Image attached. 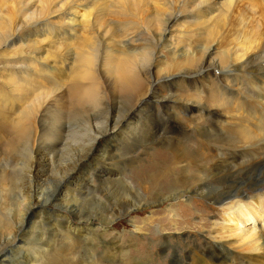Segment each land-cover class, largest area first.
I'll use <instances>...</instances> for the list:
<instances>
[{
	"label": "bare ground",
	"instance_id": "bare-ground-1",
	"mask_svg": "<svg viewBox=\"0 0 264 264\" xmlns=\"http://www.w3.org/2000/svg\"><path fill=\"white\" fill-rule=\"evenodd\" d=\"M1 1L6 2V0ZM9 1L12 3V8L16 15L11 22H8V20L2 18L4 15L0 10V20H3L6 24V34L2 33L3 35L0 37V56L3 55V50L8 49L14 45L16 41L23 38L19 35L25 31L23 29H26L25 27H27V25L30 26L26 31L34 27L36 28L35 35L38 36L37 33L45 22L47 23L46 27L51 25L54 32L49 31L51 28L47 29L48 35H44V37L41 38L44 41L47 40L48 37H53V34L55 37L57 36V39L65 37L71 40L77 37L79 31L85 30L91 33V37L95 41V44H93L90 49L94 54L95 52L97 54L95 60L93 58L94 61L101 58L100 50L108 47V42L112 40V38L114 39V34L118 32L121 33V35L118 33V37L121 36V39L119 38L120 40L116 43L118 46H116L118 48L117 52L131 57L134 61L132 65L135 67V70L139 68V64L141 63V61L136 58L137 54H139L137 52L138 49H143L145 48L144 46L148 47L150 42L156 41L157 44H163L164 48L172 55L173 59L189 54L188 50V52H186L183 48L177 49L175 46L176 44L172 45L171 43L174 36L173 31L176 30L180 24L193 21V24L196 22L194 24L196 27L206 24L204 28L207 27L209 30L210 28L213 29L214 25H217V29L215 26L216 32H212V29L210 30L211 37L209 40L204 39L205 42L201 46L202 48L199 49L200 54H198V58L195 59L196 61L194 60L195 63L191 65L193 66L191 70H184V67H178L183 69L178 71L167 69L162 74L156 73V77L153 76V79H150L148 74L142 72L141 69L137 74L129 75L125 70L119 68L118 75L124 82L123 90L125 91V94L121 95L123 98L121 102L115 100L107 104L106 97L104 98L101 91L99 79L95 80L94 77H87L86 72H90L87 68L72 66L73 52L68 53L71 57V62H67L64 59H54V69L59 71H55L59 78L60 76H66L68 74L67 72L71 71L67 75V78L73 81L74 84L70 85L72 82L69 84V92L79 91L82 94L81 97L87 99L89 96H93L95 100L94 103L97 101L95 105L98 109L82 117L81 119L83 122H72V120L65 122L67 123L66 127L76 128V132H80L83 137L85 136L83 139L81 138L83 141L82 145L79 144L78 140L80 139L77 138L75 140L73 139L74 142H71L74 143L75 149H78L77 151H80L81 155L77 157L69 170H66L62 175L60 174L61 176L56 180L53 191L45 194V200L41 203L37 199L31 201L30 199L32 198L27 196L28 190L24 193L20 192L22 194L20 199L21 203L19 202L20 207H18L19 209L17 211L20 218V228H24L22 226L24 223L33 224V226H29L30 230H26L27 233L25 232L27 235H31L32 241L27 243L24 242L23 245L25 246L21 248V250H27L29 258L26 259V264H36L37 261L40 260V253L47 249H50V253L52 252V259L54 260L61 257V254L71 251L70 248H73V246L82 248V256L85 255L86 257L93 254V258H89L88 256L89 262H86L87 264H113L116 261L122 262L121 264H147L153 261L150 257L144 258V261H141L134 255L127 256L128 253L126 255L123 253V255H119L121 258H117L116 254H113L111 250L106 248L109 243L104 239H102L101 242L103 244L91 241V238H89V235H91L90 233L95 235H98V233L90 230V226L88 227V225H86L92 218L98 222H102L101 226H108L117 218L129 215L128 209L121 208L119 203H111L112 196L110 195L113 193L111 189H113L115 183L120 179L117 180V178H112L109 175L110 167H106L108 172L104 173V176L101 178V182L110 187L101 190V188L99 189L96 187L97 185H83L80 182V178L86 182V180H90L93 177L86 171V168L92 165L94 166L93 161L97 159L100 160L99 162H105V156L107 154L109 156L110 165H123L122 161H124V159L121 158L125 155V152L120 153L117 150V153L106 149L103 150V147L108 146L107 143L112 138V132H114L125 119H127V122L125 121L126 123L121 125L118 128L119 132H117L119 139L123 141L125 145L128 142L145 145L150 144L153 140H159L162 145L171 148L170 154H167V152L164 153L159 149L156 150V152L162 156V159L158 160L160 166L162 165L171 169L172 172L178 175L177 178H180L179 185L170 183L169 186H165L167 187V195H169L167 200H175L182 196L188 197V195L190 196V194H192L194 196L198 195V197H206L214 203H220L226 200L231 202V204H228L226 207L221 206L220 218H222V221H214L211 223L212 226L207 232L210 238H207L208 241L205 238L195 239L193 234H190L191 232L189 231V234L184 232L182 235L188 234V241H184L182 237L172 241L170 240L171 238H169V240L166 238H163L164 240L161 239L162 242L160 243V247L163 252H165V259H168V263L264 264V210H260L263 216L259 223H262V225L258 226L257 223L258 229L256 231L255 229L254 231H244L242 227H239V225L243 223L242 217L244 214L253 215V212L256 214V209L254 210V208L264 206V195L263 192H261V190L264 189V0H225L226 4L222 13L220 12L221 14L218 15V17L215 16L213 19L209 20L208 16L212 15L214 10L213 7L217 5L216 1L218 0H160V3L165 7L163 15L167 16L162 26L154 24L155 28L149 30L148 28L136 27L131 22H127L117 25L116 31H113V23L111 21L107 20L106 25H101V20H98V17L110 13L111 11L109 9L113 6L108 4V6L96 7V4H98L97 0H48L44 2L42 0H34L35 2H33V0ZM61 1L63 2L56 8V5ZM107 1L109 3L111 0ZM142 5H144L142 9L144 10L146 6L150 8L153 2L151 0H145ZM92 6H95L96 9H94V13L89 14V16H75L77 8ZM33 7L35 11L30 13L29 10ZM47 12L48 14L45 15ZM69 12L74 15L67 16L66 14ZM133 15L135 16V13ZM52 22L57 24V26L53 25ZM197 29H199V27L196 28V30ZM149 31H151V33H149ZM32 36L33 35H30L27 39L23 38L27 40L26 45H35L37 41H39H36V36L34 38H32ZM115 41L116 39L113 42ZM57 48L56 51L58 52L63 50L61 46ZM111 51L113 50L110 49V54L112 53ZM158 53L159 52L156 51V46H154L149 53H146L145 56H141L143 60H146V63L143 61L144 64H147L146 69H149L150 65L153 63L150 56L157 55ZM214 53L218 55L216 58L211 59L210 57ZM146 56L149 57L147 58ZM93 60L91 63H93ZM89 61L87 62L88 66L90 63ZM158 63L160 62L158 61ZM8 64H11V62L0 60L1 66H7ZM157 64H155L154 67L157 66ZM46 67L49 66L46 65ZM94 68L96 69V67ZM201 70H204V72L202 73ZM196 72H198V75H196ZM77 73L83 74L79 75ZM44 74L45 73H43V75ZM144 75L146 76L143 77ZM233 75L237 76L238 81L232 80L234 79ZM160 77H163L164 81L160 82L157 80ZM61 79L59 80L60 82ZM192 80L194 81L191 83ZM199 82L205 83L203 87L204 90L200 89L198 85ZM186 84H193L195 88L194 92L185 95L173 88L177 86L178 89H182ZM43 86L44 88H42ZM43 86H37V88H42V90H40V93L37 95L32 94V97L29 95L30 100L21 97L19 100L21 103L19 105V110L13 109L14 111L10 112V110L8 111L0 106V118L2 122L5 123V121H9L10 117L16 113L15 111H19L20 116L17 118L16 123L18 121V123H20L21 119L28 118L33 112L36 113V111H39L41 102L44 104V107L41 106L42 111L46 114L48 111L45 110L49 108L55 99H59L56 95L59 93L57 91L62 87L60 85L58 86L61 88L57 85L58 88H51L50 86V88H45L46 86ZM51 86H53V84ZM233 87L237 89V94L235 95H233L234 92L230 90ZM238 89H240L239 92ZM239 93H241L242 96H239ZM26 96L28 97V95ZM235 96L238 97L235 99L239 105L238 107L241 106L243 110V114L241 116L239 115L242 119L241 123L224 121V119H221L220 113L218 114L213 112L215 110H211L215 107L216 103L213 108L205 104L207 97H210L213 102L218 101L217 105L219 106L222 103L226 104L228 100L230 102V99ZM240 97H243V100H240ZM181 99L189 101L184 111H181L183 106L178 104L182 101ZM10 100L13 101V98ZM35 106H38V108L33 111ZM121 109L122 114L119 113ZM178 109H180V111H178ZM102 110H104V119L102 120L103 126L100 123L102 127L99 129V127L94 126V122L99 120L100 111ZM42 111L40 112L42 113ZM189 113H191L192 117L187 115ZM18 126L19 125L16 127ZM89 126L92 128L91 131L93 130V132H90L92 135L86 138V135L89 133ZM62 127H64L63 124ZM62 127L61 129L64 130ZM70 129L68 131H70ZM63 130H61V132ZM72 131L73 130L70 132ZM62 134L64 135V133ZM32 136L30 138L32 142H29V152L31 155L27 156L30 158L28 164H25L28 165L29 168L28 172L26 171L27 175H24L27 178V186H25L27 188H30V183L33 182L31 179L32 169L36 170V168H38L45 176L44 181L50 179L51 176L54 175V165H56V158H58L56 157L57 152L59 151V145H61L64 140V137L60 136L57 139L52 138L50 143H47L44 138L40 137V133H34ZM72 137H74V135ZM236 137H239L238 139L240 142L232 145L230 142H233ZM71 145L74 146L73 144H70V146ZM48 148L49 150H47ZM93 148L96 149L93 150ZM116 149L117 147L115 150ZM92 150L94 152H92ZM99 152H102V154L99 155ZM5 165L6 163L4 162L1 166V180L5 177V174H3L6 168ZM83 171H85L83 173L84 177H82ZM90 171L96 172L97 168L94 167L93 170ZM140 171L141 174H139ZM140 171L134 174L135 181L141 178V175H144L142 174V170ZM16 176L17 175H15V177ZM66 177H70V179L64 180ZM165 178L166 175L163 176L162 180ZM23 184H21L20 180V183H17V187L15 185V187H13L20 188ZM85 188H96L97 194L86 195L82 193V190ZM20 190L22 191V188H20ZM20 190L18 189V191ZM134 192L138 195L137 202L139 204L144 203L146 207L151 205V203L148 202V198L146 199V197L149 196L145 193L141 194L136 191ZM29 194L30 193H28V195ZM37 195L44 196V193L41 191L38 192ZM245 195H247V197ZM82 197L85 200L90 198L97 201L100 206L98 213L96 210L93 212L79 210L78 204L83 200ZM98 197H100V201H98ZM157 197L163 199L161 194H158ZM196 200L202 203L199 199ZM39 204L42 206L51 205L57 209L69 212L70 215H74V217L72 216L73 219L82 223V226L78 228L84 230V236L75 235L73 232L76 230L77 226H70L68 223L70 218L64 215L62 216L60 212L56 213L55 216H57L58 219L53 222H49L46 218H42V216L38 214V211L41 210L44 212L45 210L42 206H38ZM188 206V204L183 205V210L185 209L187 211V213L183 211L185 216L191 215ZM204 210H201V215L205 214ZM234 210L237 212L236 216H233V214L236 213H233ZM185 216H183V218H185ZM170 219L171 224L172 222H177L176 214L172 215ZM231 224L234 225L232 226ZM234 226H236L237 229L233 228ZM61 229H63L64 233L66 232L68 234V238H64L60 235L59 231ZM205 231L206 229L203 228V226L201 228H196L197 234L201 237L203 235L202 233H205ZM110 244H112V242ZM114 244L115 242L113 245ZM228 247H233L232 249L234 251L229 250ZM98 248H101V250ZM25 250H23V253ZM166 250L168 252H166ZM126 256L127 258H125ZM121 259H125V262L121 261Z\"/></svg>",
	"mask_w": 264,
	"mask_h": 264
},
{
	"label": "rangeland",
	"instance_id": "rangeland-1",
	"mask_svg": "<svg viewBox=\"0 0 264 264\" xmlns=\"http://www.w3.org/2000/svg\"><path fill=\"white\" fill-rule=\"evenodd\" d=\"M42 1L44 2L48 0H42ZM151 1L153 2V5H150L151 6L150 8L149 6L148 7L146 6L145 9L142 10L144 8V5H142V3H144L145 0H119V1L111 0L109 3L107 0H102V1L97 0L98 4H96V7L98 6L104 7L105 5L108 6V4L114 7L109 9L111 12L108 13L107 15L104 14L103 16L98 17V20H101L100 21L101 25L104 24L106 25L107 20L111 21L113 23L112 24V28L114 29L113 31L117 30L116 29L117 25L124 24L127 22H131L133 25L139 28L143 27V28H148L149 30L154 29L155 28L154 24L155 25L159 24L158 26H162V24L165 23L167 16L163 15V13L165 12V7L162 3H160L161 2L160 0H151ZM33 2L35 1L33 0ZM62 2L63 1L59 2L56 5V8ZM101 2L102 4L103 3L105 4H103L102 6ZM216 4L217 5H214L213 7L214 13L212 12V15L208 16V20L213 19L215 16L218 17V15L222 13L223 8H225L226 1L220 0V4H219V0H218L216 1ZM94 9H96L95 6L87 7V8L79 7L76 9L75 16H80V17L83 15L89 16V14L94 13ZM0 10L3 12L4 15V17L2 18H5L6 20H8V22H11L16 15L14 9L12 8V3L9 0H6V2L0 0ZM34 11H35L34 7L29 10L30 13H33ZM134 13L135 16L133 15ZM47 14L48 12L45 13V15ZM66 15L73 16L74 14L73 13L71 14V12H69ZM192 22L193 21H189L188 22L189 24L188 23L180 24L179 27L173 31L174 36L171 41L172 45L176 44L175 46L177 49L183 48V50H185L186 52L189 51V54L176 57L174 58L175 59L174 60L172 55L167 51L166 48H164L163 44L161 43L157 44L156 41L152 43L150 42V45H148V47L144 46L145 48L138 49V51L136 50L139 53L137 54L136 58L140 60L141 63L139 64V68L135 70H134L135 67L132 65L134 62L133 59L129 56H125L117 52L118 46L116 43H118V41L121 39V36L118 37L119 34L121 35V33L119 32H118L119 34L113 33L115 35L114 39L112 38V40L108 42V47L106 48L108 53L104 48L100 50L101 58L97 57L100 58L97 59V61H94L95 56L97 55L96 52L94 54L90 49L93 46V44H95V41L91 37V33H88L85 30L79 31L77 33V37L71 40L70 39L68 40L65 37H60L57 39L56 38L57 36L55 37L54 34L52 33L53 37H48V39L44 41L41 38H43L44 35H48L47 29L51 28L49 29V31L54 32V29L52 28L51 25L48 24L49 27H46L47 23L45 22H44L45 24L43 23V26L40 27L39 32L37 33L38 36L35 35L36 28L34 27H31L29 30L26 31V29L29 28L30 25L29 26L27 25V27H25L26 29H23L25 31L19 35L20 37L26 39L30 35H33L32 38L36 36V41L37 40L39 41H37L35 45L34 44L26 45L27 40L22 38L16 41V43H14V45L9 47L8 49L3 50V55L0 56V60L11 62V64H8L7 66L0 65V106H2L3 109H6L8 111L10 110V112H13L14 110H19L20 109L19 105L21 104L19 100L21 99V97L30 100L29 95H31L32 97L33 96L32 94L37 95L38 93H40L39 91L42 90V88H44L43 85L46 86L45 88H50V87L58 88L61 86L63 89L60 87L62 90L59 88L60 90L57 91L59 93L57 94L56 92L57 94L56 96L59 99H55L54 102L49 106V108L45 110L48 111L46 112V114L44 113V111H42V107H44V104L43 102H41L40 104L42 107L38 103L40 106L39 111H36V113L35 112L32 113L34 117L31 115L30 116L31 118L30 117L23 118L21 119L20 123H18L19 121L16 123L17 118L20 116L19 111H15L16 113H14V115L10 117L9 121H5V123L2 122L0 118V174L2 170L1 169L2 164H4V162L6 163L5 165L6 168L3 173L5 174V177L3 176L4 178L2 180L0 179V264H26V259L29 258L27 254V250L23 249L25 250V252L23 253V250H21V248L25 246L23 245L24 242L27 243L29 241H32L31 235L30 234L27 235L26 230H30L29 226H33V224L31 225L30 222H29L30 224L24 223V225H22L24 228H20L19 225L20 218L17 214V211L21 203L20 202L22 196L21 193H24L28 190V193L30 194L28 195L27 193V196L32 198L30 199L31 201H33V199L35 200L37 199L41 203L43 202V200H45V194L53 191V187H55L56 180L58 179V177L61 176L66 170H69L71 165L73 166L77 157L81 155L80 151H77L78 149L77 150L75 149L76 147L74 143L71 142H74V140L77 138L80 139L78 140V142L79 144L82 145L83 141L81 140V138L83 139L85 136L83 137V135L80 132H76L77 129L75 127H74L75 129H73V127H66L67 123L65 122L69 120H72V122H83L81 119L82 117L86 116L88 113L91 114L93 113V111L98 109L96 108L95 105L97 104V101L96 103H94L95 100L93 99V96L92 97L89 96L90 99L89 98L87 99L85 97H81L82 94L79 91H75L72 93L69 92L68 89L70 85L74 84L73 81H70L67 78V75L71 71L67 72L68 74L66 76H62V77L60 76L59 78L56 73L59 71L54 69V59H62V60L64 59L67 62H71V57L69 56L68 53L73 52L74 56H73L72 66L87 68L90 70V72H86L87 77L91 76L92 78L94 77L95 80L99 79V82L101 83L100 85L101 91L102 94L104 95V98L106 97L107 104L108 102L111 103L114 102L115 100L121 102V100L123 99L121 95H124L125 91L123 90L124 82L119 78L118 75L119 68L125 70L127 73H129V75L137 74V72L141 69L142 72L148 74L150 79H153V76L156 77V73L162 74L167 69H170L172 71L173 70L178 71V70H183L182 68H178V67H184V70H188V69L191 70V68H193V66L191 65H193V63H195L196 61L195 59L198 58V54H200L199 49L202 48L201 46L205 42L204 39L209 40V38L211 37L210 30L212 28H210V30L207 27L204 28L206 24H203L202 25L203 27L198 26L199 29L196 30V28H198L194 25L196 22L194 24ZM53 25L57 26V24L54 23ZM215 26L217 29V25H214L212 32H216ZM5 30H6V24L3 20H0V37L5 33ZM149 33H151V31H149ZM198 35L201 38V40L198 37ZM115 39L116 41L113 42ZM184 45H186L187 47ZM197 45L199 48L197 47ZM58 46L63 47V50L60 52L56 51L58 49L57 48ZM154 46H156V51H158L159 53L157 55L150 56L153 63L152 65H150L149 69H146L147 64H144L146 63V60H143L141 56L143 55L145 56L146 53H149V51ZM110 49L113 50L111 51L112 52L111 54L109 53ZM217 55H218L217 53H214L210 58L214 59L217 57ZM146 57L148 58L149 56ZM105 59L107 60L109 59V60L107 61ZM92 60L93 63H91ZM79 61L81 62V64ZM88 61L92 65L89 63L88 66L87 65ZM158 61L160 63H158ZM155 64H157V66L154 67ZM46 65L49 67H46ZM92 66L96 67V69ZM201 72L203 73L204 70H201ZM43 73H45L44 74L45 76L43 75ZM77 74L82 75L83 73H77ZM196 75H198V72H196ZM145 76L146 75H144L143 77ZM163 77H160L157 80L162 82L164 81L165 78ZM233 77L234 79L232 80L238 81L237 76L233 75ZM60 79L61 82L59 81ZM193 81L194 80H192L191 83ZM52 84L53 86H51ZM38 85H42L43 87L37 88ZM56 85L57 86L60 85V86L57 87ZM198 85L200 89L204 90L203 87L205 86V83L199 82ZM235 87L230 89L231 91L234 92L233 95L237 94L236 93L237 89H235ZM173 88L174 90L180 91L185 95H188L190 92H194L195 89L193 84L190 85L186 84V86L182 87V89H178L177 86ZM239 91L240 89H238V92ZM22 92L24 95L22 94ZM239 94H240L239 96H242L241 93ZM26 95H28V97ZM12 98L13 101L10 100ZM237 98H238L237 96L232 97L230 99V102L228 100L226 101V104L222 103L221 105L218 106L217 105L218 101L214 100L215 102H213V100L210 97H207L206 99L207 102L205 101V104L210 108H213L214 104L216 103L215 107L217 108L214 107L211 110L212 111L215 110L213 112H216L218 114L220 113L221 119H224V121L241 123L242 119L240 118V116L243 114V110L241 106L238 107L239 105L235 100ZM242 98L243 97H240V100H243ZM181 100L182 101H180L178 104L183 106V109H181V111H184L185 108L188 106L187 104L189 103V101H185L183 99ZM211 101L213 104L211 103ZM118 106L120 105L118 104ZM37 108L38 106H35L33 111ZM40 111H42V113ZM178 111H180V109H178ZM119 113L122 114V109L119 111ZM103 115H104V110L100 111L99 120L94 122V126L99 127V129H101V127L103 126V121H102L104 119ZM187 115L189 117H192L191 113ZM126 120L127 119L122 121L120 125L116 128V130L112 132L113 133L111 135L112 138L107 143L108 146L103 147V150L106 149L108 151H113V152H117L118 150V152L120 153L125 152V155L121 158L124 159V161H122L123 165L122 164L120 166H116L112 164L110 165L109 164L110 161L108 159L109 156L107 154L105 156L106 157L105 162H99L100 160L97 159L93 161L94 166L92 165L86 168L87 169L86 171H88L89 174H91V176L93 177L90 180H86V182L85 180H82L80 178V182L83 185L84 184L90 186L97 185L96 187H98L99 189L101 188V190H103V188H108L110 186L106 184L104 185V183L101 182L102 181L101 178L104 176L103 175L104 173L108 172L107 171L108 169L106 167H110L111 169L109 170V175L112 178H117V180L120 179L115 183L113 189H111L113 192L112 195H110L112 196L111 203L113 204L119 203L121 208L123 209L126 208L129 210L128 213L129 215L121 216L120 218H117L116 220L112 221L108 226H101L102 222H98L97 220L91 218V220H89L86 225H88V227L90 226L89 229L94 232H97L98 235L90 233L91 235H89V238H91V241L95 243H101L102 239H104L106 242L109 243L106 246V248L111 250L113 254H116L117 258H121L119 255H123V253H125V255L128 253L127 256L134 255L138 257L141 261H144V258L147 257L152 258L153 261L147 264H152V263L169 264L168 259H165V252H163V250L160 247V243L162 242V240H164L165 238L169 240V238H171L170 240L172 241V240H176V238L182 237L184 241H188L187 235L189 234V232H191L190 234H193L195 239L205 238L208 241V239L210 238L207 235V232L212 226L211 223L214 221H218V222L222 221V218H220L221 209H222L221 206L226 207L228 206V204H231V202L229 200H226L220 203H214L212 200L206 197L203 196L198 197V195L194 196L192 194H190V196L188 195V197L182 196L175 200H167L169 198L168 197L169 195H167V190H166L167 187L165 186H169L170 183L179 185L180 178H177L178 175L172 172L171 169L164 167L162 165L160 166L158 160L162 159V156L158 154L156 150L159 149L164 153L167 152V154H170L171 148L165 147L164 145L161 144L159 140L158 141L153 140L150 144H145V145L141 143L136 144L135 142H128L125 145L123 141L119 139L117 132H119L118 128L127 122ZM100 123L102 126L100 125ZM62 124L64 127H62ZM15 125L16 126L19 125V126L16 127ZM61 127L64 128V130L61 129ZM68 128L69 129L71 128L70 131L71 130L73 131L72 132L68 131L69 130ZM88 128H89V133L86 135L87 136L86 138L92 135V133L90 132H93V130L91 131L92 128L90 126ZM61 130H63L64 132L63 131L61 132ZM34 133L36 134L40 133L41 135L40 137L44 138L47 143H50L52 138L57 139L60 136L64 137L63 138L64 140L62 139L63 142L61 145H59V151L57 152V156H56L58 158H56L57 159L56 165H54V171H55L54 175H52L51 178L49 177L50 179L44 181L45 176L42 174V172H40L38 168H36V170L32 169L31 179L33 180V182L30 183V188H27L25 187L27 186V178L25 176L27 175L29 168L28 165L25 164H28V160L30 158L27 156L31 155L29 152L30 151L29 142H32L30 138ZM62 133H64V135ZM72 134L74 135V137H72L73 136ZM51 136H55V137H51ZM238 138L239 137H236V139L230 143L232 145L237 144L238 142H240ZM70 144H73L74 146L72 145L70 146ZM116 147L117 149L115 150ZM95 149L96 148H93V150ZM47 150H49V148ZM93 150L92 152H94ZM101 154L102 152H99V155ZM94 167L97 168V171L96 172L90 171L93 170ZM140 170H142V174L144 175H141V178L135 181L134 174ZM84 172L85 171H83L82 174ZM20 173L23 175V177ZM139 174H141V171ZM15 175L17 176L15 177ZM161 175L163 176L166 175V178L162 180L163 176ZM82 177H84V174L82 175ZM0 178H2V175H0ZM66 179H70V177H66L64 180ZM20 180H21V184L26 182L22 185V187H20L22 188V191L20 190V188H14L15 186L17 187V183L18 182L20 183ZM28 184H29V180H28ZM18 189L20 191H18ZM41 191H43L44 196L37 195L38 192ZM82 191H83L82 193L86 195H93L94 193L97 194L96 188H87V189L85 188ZM134 191L139 192L141 194L145 193L147 196H149L146 197V199L148 198V202L151 203V205L146 207L144 203L139 204L137 202L138 195H136ZM261 192H263L264 195V189H262ZM158 194H161L163 199L157 197ZM245 196L247 197V195ZM97 199L98 201H100V197H98ZM196 199H199L200 201H202V203L198 202ZM83 200L80 201V203L78 204L79 210L86 212L89 211L93 212L94 210H96V212L98 213V211L100 210V206L97 201L90 198L86 200L83 198ZM182 204L189 205L188 210L189 213L191 212V215L185 216L183 211L186 210L185 209L183 210ZM38 206H42V205L39 204ZM42 207L44 208L45 211L44 212H42L41 210L38 211V214L42 216V218L44 219L46 218L47 221L53 222L54 220L58 219L57 216H55L56 213L60 212L62 216L64 215L70 218V221L68 220L70 226L72 225L77 226L76 230L73 233L78 236L81 235L84 236V230L78 228L82 226V223L79 222L78 220L73 219L74 215L72 214L70 215L69 212H66L65 210L62 209L61 210L57 209L55 207H52L51 205H44ZM255 209L257 215L253 212V215L244 214V216L242 217L243 223H241L239 227L240 228L242 227L244 231L245 230L254 231V229L256 231L258 229L257 227L262 225V223H259L261 222L262 220L261 218L263 216V214L261 213L262 211L260 212V210H264V206L256 207L254 208V210ZM201 210H204L205 214L201 215ZM235 212L236 210H234L233 213ZM175 214L177 217V222L175 221L172 222L171 224L170 218L172 215ZM236 214L237 212L233 214V216H236ZM183 216H185V218H183ZM231 225L233 226L234 224ZM202 226L203 228L206 229V231L205 233H202L203 235L201 234L202 235L201 237L199 234H197L196 228H201ZM233 228L237 229L236 226H234ZM184 232H187L188 234L182 236ZM59 233L62 237L68 238V234L66 232L65 234L63 229H61ZM111 242L112 244H110ZM114 242L115 244L113 245ZM173 242L176 243L175 241ZM228 248L229 250L234 251L232 249L233 247L232 248L228 247ZM70 249L71 251L69 252L67 251L61 254V257L54 260L52 259V252L50 253V249H47L46 251L40 253L41 254L40 260H38L36 264H78V263L87 264L89 262L88 256L89 258L93 256V254H90L86 257L85 255L82 256V248L78 246L75 247L73 246V248ZM98 249L101 250V248ZM166 252L168 251L166 250ZM127 256L125 258H127ZM121 261L125 262V259L123 260L121 259ZM121 263L122 262L120 261H116L113 264H121Z\"/></svg>",
	"mask_w": 264,
	"mask_h": 264
}]
</instances>
